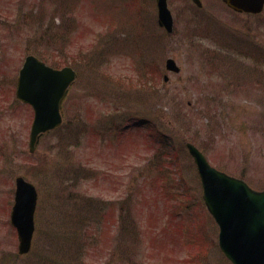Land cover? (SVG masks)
<instances>
[{
    "label": "rangeland",
    "instance_id": "rangeland-1",
    "mask_svg": "<svg viewBox=\"0 0 264 264\" xmlns=\"http://www.w3.org/2000/svg\"><path fill=\"white\" fill-rule=\"evenodd\" d=\"M81 1L0 0V264H231L186 144L264 189V60L263 68L249 62L261 74L237 77L224 73L227 59L202 60L238 30L264 50V13L239 20L221 0H204L202 9L169 0V35L157 25L155 0ZM28 54L78 72L64 124L33 153L34 112L15 95ZM167 58L181 73L166 71ZM18 176L39 192L25 256L10 223ZM122 202L136 212L134 232L129 216L120 218Z\"/></svg>",
    "mask_w": 264,
    "mask_h": 264
},
{
    "label": "water",
    "instance_id": "water-1",
    "mask_svg": "<svg viewBox=\"0 0 264 264\" xmlns=\"http://www.w3.org/2000/svg\"><path fill=\"white\" fill-rule=\"evenodd\" d=\"M225 2L237 10L253 12L261 11L264 5V0ZM157 7L159 24L171 32L173 18L167 0H157ZM167 69L179 71L173 60L167 61ZM75 79L76 72L70 67L55 70L36 57L27 58L20 71L17 97L35 110L31 152L43 133L61 125L62 103ZM188 148L201 178L206 207L220 227V248L233 264H264V191H256L243 180L217 170L193 144ZM37 199L36 187L17 178L11 223L17 228L20 254L28 253L32 246Z\"/></svg>",
    "mask_w": 264,
    "mask_h": 264
},
{
    "label": "flooded vegetation",
    "instance_id": "flooded-vegetation-1",
    "mask_svg": "<svg viewBox=\"0 0 264 264\" xmlns=\"http://www.w3.org/2000/svg\"><path fill=\"white\" fill-rule=\"evenodd\" d=\"M189 1H191V0H189ZM202 1V5H200V6H197V5H195V4H193L196 8H198V9H202L203 7H204V3H203V1L204 0H201ZM216 1V0H215ZM219 1V0H218ZM192 2V1H191ZM193 3V2H192ZM223 6V8H224V10L225 11H227V10H229V12H231L230 14H234V12L235 11H233L232 9H230V8H228L226 5H222ZM228 8H226V7ZM215 7V6H214ZM228 12V11H227ZM228 12V13H229ZM237 14V15H236ZM235 15L237 16V18L239 19V17L240 16H242V17H246V18H249V17H259V15H255V14H253V13H243V14H240V13H235ZM240 20V19H239ZM243 25H246V24H243ZM238 32L240 33L241 32V30H238Z\"/></svg>",
    "mask_w": 264,
    "mask_h": 264
},
{
    "label": "trees",
    "instance_id": "trees-1",
    "mask_svg": "<svg viewBox=\"0 0 264 264\" xmlns=\"http://www.w3.org/2000/svg\"><path fill=\"white\" fill-rule=\"evenodd\" d=\"M153 76H154V74H152V77H153ZM152 77H151V78H152Z\"/></svg>",
    "mask_w": 264,
    "mask_h": 264
}]
</instances>
